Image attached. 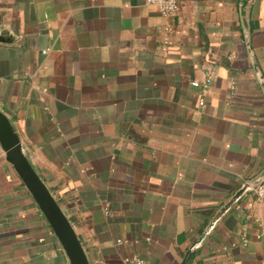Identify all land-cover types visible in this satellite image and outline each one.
I'll return each mask as SVG.
<instances>
[{
    "label": "crops",
    "instance_id": "0c3cea01",
    "mask_svg": "<svg viewBox=\"0 0 264 264\" xmlns=\"http://www.w3.org/2000/svg\"><path fill=\"white\" fill-rule=\"evenodd\" d=\"M241 0H0V110L91 264H264V93ZM251 43L264 76V0ZM200 86H194L193 82ZM0 264H71L0 146Z\"/></svg>",
    "mask_w": 264,
    "mask_h": 264
},
{
    "label": "water",
    "instance_id": "95a60500",
    "mask_svg": "<svg viewBox=\"0 0 264 264\" xmlns=\"http://www.w3.org/2000/svg\"><path fill=\"white\" fill-rule=\"evenodd\" d=\"M252 0H241L240 16L254 72L264 93V76L257 61L251 43V26L249 9ZM0 41H8L0 38ZM0 146L5 152L7 162L14 168L27 190L39 206L53 232L60 241L71 264H91L84 245L79 238L70 218L53 195L48 185L29 160L21 137L11 119L0 110ZM264 182V170L249 180L219 211L205 230L209 233L216 223L249 191Z\"/></svg>",
    "mask_w": 264,
    "mask_h": 264
},
{
    "label": "built area",
    "instance_id": "2783aa9c",
    "mask_svg": "<svg viewBox=\"0 0 264 264\" xmlns=\"http://www.w3.org/2000/svg\"><path fill=\"white\" fill-rule=\"evenodd\" d=\"M147 4L154 5L158 7L160 12L166 17H174L177 15L180 9L181 0H145ZM194 86H200V83L195 81L193 82ZM259 201L264 202V182L258 185L253 190ZM135 264H144V261L141 258H133Z\"/></svg>",
    "mask_w": 264,
    "mask_h": 264
}]
</instances>
